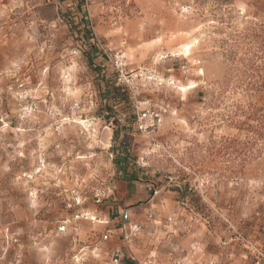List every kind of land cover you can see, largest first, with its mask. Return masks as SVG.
Segmentation results:
<instances>
[{"label": "clouds", "instance_id": "obj_1", "mask_svg": "<svg viewBox=\"0 0 264 264\" xmlns=\"http://www.w3.org/2000/svg\"><path fill=\"white\" fill-rule=\"evenodd\" d=\"M0 264H264V0H0Z\"/></svg>", "mask_w": 264, "mask_h": 264}]
</instances>
